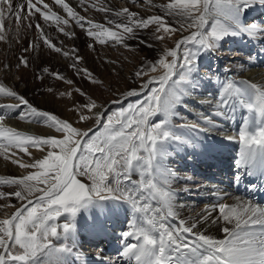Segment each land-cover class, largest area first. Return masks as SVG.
Returning <instances> with one entry per match:
<instances>
[{"label":"snow or ice","instance_id":"1","mask_svg":"<svg viewBox=\"0 0 264 264\" xmlns=\"http://www.w3.org/2000/svg\"><path fill=\"white\" fill-rule=\"evenodd\" d=\"M79 2L83 8L86 0ZM144 2L152 4V0ZM54 3L67 18L53 11L45 0H0V41L8 42L13 23L19 36L26 21L27 28H35L37 41L68 57L70 53L54 43L43 25L54 26L58 33L72 38L75 33L66 30L71 20L90 39L125 48L130 47L127 40L138 39L137 30L155 25L153 38L174 40V47H165L158 58L142 63L133 73L139 88L121 93L125 98L141 95L143 98L126 107L121 104L110 114L106 115L104 106L83 90L75 89L80 96L87 97V102L71 110L78 114L80 122L95 121V128L74 127L0 83V95L18 101L0 104V156L9 160L11 149L29 157L30 148L46 152L31 163L11 159L12 164L35 171L20 177H0V185L16 188L8 193L0 191V199L15 197L21 202L19 207L0 205V208L15 207L11 215L0 219V264H66L64 257L72 251L67 241L74 235L77 213L92 206L102 211L101 202L105 200L123 201L131 208L130 230L121 234L122 256L135 264H264V207L240 197L233 204L217 203L212 210L219 211L224 237L207 235L198 230V224L208 217L202 216L191 224L179 218L175 210L177 193L171 187L176 177L166 164L169 142L186 143L188 139L185 134L177 133V127L187 132L200 131L201 120L210 128L217 127L203 113L195 121L174 124L179 117L177 109L187 107L184 97L193 91L192 74L198 53L217 50L221 40L231 35L264 39V27L246 24L242 18L252 0H168L166 4L153 5L165 16L173 17L179 27L160 15L142 18L128 8L113 11L92 4L97 11L112 12L126 21L106 17V25L112 26L108 27L80 15L66 0H54ZM181 30L188 34L176 38ZM139 42L152 47L147 41ZM190 45H195V50ZM32 47L39 44L30 42L29 48ZM71 51L75 54L78 49ZM81 60L82 57L74 55L72 67L77 75L83 74L92 84L102 83L87 68L77 67ZM21 65L28 67L24 56L19 57L17 67ZM43 72L49 73V69L44 68ZM50 74L64 79L59 72ZM237 105L249 113L243 117L237 133L241 144L237 166L245 174L264 176V87L228 78L221 83L213 114L227 115L228 111L235 112ZM3 109H21L18 119L54 128L61 136L29 135L8 127L4 123L8 113ZM240 178L237 174L234 179L238 182ZM65 214V222L57 223ZM61 240L64 243L59 245L53 242Z\"/></svg>","mask_w":264,"mask_h":264},{"label":"bare ground","instance_id":"2","mask_svg":"<svg viewBox=\"0 0 264 264\" xmlns=\"http://www.w3.org/2000/svg\"><path fill=\"white\" fill-rule=\"evenodd\" d=\"M90 1L97 7H105L113 11L128 8L132 12L138 13L139 9L142 8L141 12L144 14L147 13L144 12L147 11L145 9L146 6L150 9L154 7L153 5L163 4L162 0H152L151 5L145 3L144 0H135V2H133V0ZM17 2H19V0H17ZM45 2L49 3L53 11L67 18L63 9L56 5L54 0H45ZM66 2L69 3L71 7L74 5L76 9L82 8L79 0H66ZM130 2H133V5H130ZM155 8L158 12L164 13L159 7ZM244 11L247 13V16L243 18L244 21L247 18L250 19L246 24L264 27V2H261V0H252L251 6ZM97 13L98 14H93L92 12V21L99 24L106 25V17L113 20L120 19L121 22H126L122 18H117L112 12L97 11ZM84 14H86V11ZM83 16L88 17L87 15ZM139 16L142 17L141 15ZM37 20H39L38 16ZM39 22L43 25V21ZM169 22L175 24L176 20L170 17ZM26 24L27 22L25 21L21 25L19 36H17L15 24L13 23L11 25L12 31L9 33L8 42L5 43L0 41V83L14 89L20 95L25 96V98L37 108L50 113L63 115L67 119L70 118L67 112H65V107L61 105V102L59 103V101H57L58 99L54 94L45 93L44 88L45 86L47 87L49 81L48 77L51 76L50 73L64 71L70 77H77L74 75V72L70 70L74 63V55L82 57V63L85 65L84 68H90L97 79L102 82L101 85L97 84L96 86L84 82L85 80L80 81L78 85L79 88L83 90L87 96L95 99L98 105H103V111H107L112 101L125 98L121 93L129 89L139 88V81L136 80V84H131V82L135 81L134 79L136 78L133 73L142 63L153 59L158 55L161 49L165 47H174V40L171 39L162 41L161 44H163V47L161 49L149 42L148 43L151 44L152 47H147L145 44L139 42L140 40H144L146 36L144 34H139L138 31V34L136 33L138 39L126 41L130 46L129 48L126 49L121 45L122 47H116L117 49L114 48L116 50L114 52L107 49H96L93 43L94 41L92 40L93 42H91L94 48L91 51L95 54H91L88 50L84 51V45L82 44L85 38L88 40L90 38L81 28L77 27L78 29H75L74 21H70V26L66 29L69 32L75 33V36L72 38L58 33L54 26L43 25L45 32L53 37L54 43L62 47L63 51L72 52L71 50L73 47L78 49V52L73 54V58L70 53L69 57H71L72 60H64L61 54L57 55L53 53L43 45L42 41H37L36 38L38 34L35 28L29 29L26 27ZM106 26L112 27L111 25ZM182 31L176 33V38L186 35V33ZM30 42L39 44V47L29 48ZM61 42L63 43L61 44ZM225 42L226 45L219 51L220 53L217 57H213L210 62L206 60L207 63L204 62L205 66H202L203 70H199L192 74L193 82L196 85L193 86V91L195 92V90H197L200 91V93H196L197 96L193 98L195 94L192 91L193 94L188 96L191 100L188 97L184 98L186 104L192 106L195 105V103H199L197 105H200V103L207 102L213 105L218 99L217 92H219L222 82L226 81L228 78L237 81L246 80L243 75V71L246 67L243 66L244 64L246 65V63H248L249 66H251L252 63H260L264 65V39H250L246 35H231L227 37ZM142 46H144L145 49ZM26 48H28V51H25ZM138 48L144 49L143 52L146 53L142 55V53L136 52ZM226 48L227 50L234 49V52L232 54H225L224 49ZM122 49H126V53H123L125 56H122V63L119 65L118 55L122 53ZM21 56L27 58V68L22 65L19 68L17 67L19 57ZM126 61L129 63H126ZM222 61H224V63L226 62V66L221 67ZM212 64L213 66L211 68L210 65ZM5 65L8 67H5ZM253 67L255 68L251 71V75L249 74L250 79L248 80L255 81L257 85L264 87V71L256 69V67H260L261 69H264V67ZM44 68H48L49 73H44ZM202 79L206 80L205 83H202L204 87L198 83ZM208 86H211L210 93L212 90L214 91V94L211 95L212 99L206 97V100H200L199 95L202 96L205 92L203 89H206ZM186 108H188V105ZM242 109L239 107V112H237L239 114L237 115L243 116V114L245 115L246 113L248 116L249 113L247 110L244 108ZM6 111L8 112L9 110L6 109ZM16 113H18V111H16ZM210 114V119L213 124H217L216 128H211L215 130L214 133L207 132V135H203L200 131L187 132V129L177 127V133L185 134L188 139L186 143H177L176 141L169 142L166 164L169 169L175 173L176 177L172 181L171 187L177 193L175 210L179 218L191 224L197 220H201L202 216L208 217L207 220H201L198 224V230L216 238H223L224 234L220 231L223 226V221L220 220L218 209H212L217 203H236L237 197L230 195L227 184L230 179L236 182L234 178L237 174L241 177L239 181L247 179L244 169H239L237 166V160L240 158L241 144L238 135H235L236 132H238L239 124H236L234 121H238V119L241 120V117H237L236 115L231 120L232 122L228 118V120L225 121L228 122L224 126L223 124L219 126L218 122L222 121V116ZM197 117L194 114L187 117V119L178 117L175 119L174 124L178 126L182 122L189 123L195 121ZM22 122L23 121L17 118L15 119L14 125ZM4 123H6V121ZM38 126L39 125H37L35 130L38 134L42 135L43 130ZM207 126L210 127L201 120L200 129ZM229 132H232L236 138L231 137ZM221 136H225L227 139ZM8 155L10 156L9 160H5L3 156H0V173L8 177H20L23 174V169L16 164H12L11 159L21 160V155L16 154L12 156V151H9ZM27 160L28 159H25L24 162H27ZM260 178L263 180L264 176L261 175ZM15 190L3 192L8 193ZM213 193H215V195H213ZM13 198L14 197H9L7 202L1 201L0 199V205H13L11 201ZM122 202L105 200L101 203L102 211L100 208L96 207L93 214L91 213L89 215L87 211L80 213V217L75 222L74 235L67 241L72 251L64 257L66 264H135L134 260L122 256L124 244L121 234L126 230H130L129 221L132 218L131 214H129V217L124 218L126 214L129 212L131 213V208L127 203L122 207ZM13 211H15V207L0 208V219H3L5 215H11ZM125 212L126 214L123 216ZM213 220H219V223H213ZM84 241L85 246L83 245L82 247L80 243ZM105 246L106 248H104ZM102 252L105 253V256ZM119 252L122 260L120 257H115Z\"/></svg>","mask_w":264,"mask_h":264},{"label":"rangeland","instance_id":"3","mask_svg":"<svg viewBox=\"0 0 264 264\" xmlns=\"http://www.w3.org/2000/svg\"><path fill=\"white\" fill-rule=\"evenodd\" d=\"M163 1V4H166V3H168V0H162ZM89 3V4H88ZM91 4H94V3H91V1L90 0H86V3H85V5L86 6H84L83 8H80V9H76V7L73 5V8L79 13V14H82V15H87L88 17V19H90V20H92L93 19V14H98L97 13V11H96V9L94 8L93 9V7H91V6H89V5H91ZM133 5V2H130V5ZM89 6V7H88ZM86 7H88L87 8V11H86V14H84V12H85V10H84V8H86ZM91 7V8H90ZM83 9V10H82ZM91 9V10H90ZM141 9L142 8H140L139 9V12H138V14L139 15H141L143 18H147L148 16H151V15H160V16H162V17H165V19L167 20V22L169 23V24H171V25H173V26H176V27H179V25L177 24V23H175V24H173L172 22H169L170 21V17L171 16H165V13H160V12H158L157 11V9L155 8V7H151L150 9H149V7L148 6H146L145 7V9L147 10V11H144V12H147V13H143V12H141ZM84 11V12H83ZM96 11V12H95ZM81 12V13H80ZM83 12V13H82ZM92 12H93V14H92ZM91 14V15H90ZM247 13H246V11H244L243 12V14H242V17H246L247 15H246ZM90 15V16H89ZM250 19H245V21H244V19H243V21L245 22V23H247L248 21H249ZM71 21V20H70ZM78 26L75 24V29H78L77 28ZM80 28V27H79ZM139 31V32H138ZM155 31V25H152V26H150L148 29H144V30H137V32L139 33V34H144L145 36H146V38L144 39V41L146 40L147 42H149V43H151V44H153V45H155V46H157V47H159L160 49L163 47V44H161L162 43V41H156L154 38H153V32ZM182 31V30H181ZM182 32H184V33H186V35L188 34V32H186V31H182ZM137 33V34H138ZM228 37V36H227ZM227 37H225L224 39V41H223V43H222V49H223V46H225L226 45V39H227ZM93 39H84L83 40V45H84V51L85 50H88V52L89 53H91V54H95L93 51H91L93 48H94V46L92 47V48H90L89 47V44H92L93 45V43L95 44V48L96 49H100V50H105V49H107V50H112L111 52H114V51H116L115 49H117L118 47H122L121 45H118V44H115L114 45V43H111V42H109V43H105V44H100V43H98V42H96L95 40H93ZM93 43H92V42ZM91 42V43H90ZM109 44H113V45H109ZM107 45H109V46H107ZM117 47V48H116ZM143 48H144V46H142ZM190 47L193 49V50H195V48H196V46L195 45H190ZM73 48H75V47H73ZM115 48V49H114ZM141 48V47H140ZM140 48H138L137 50H136V52H138V53H142V55L143 54H145L146 52H143V50L145 49H140ZM75 49H77V48H75ZM127 49V48H126ZM126 49L125 50H123L122 49V53L120 54V55H118V62H119V65H120V63H122L121 62V58H122V56L124 57L125 55V53H126ZM90 50V51H89ZM52 51V50H51ZM163 51V49H161V51L158 53V55L157 56H155L153 59H150L149 61H151V60H154V59H156V58H158L159 57V55L161 54V52ZM224 51H225V49H224ZM53 52V51H52ZM53 53H56V52H53ZM69 53H71V57L73 56V53L72 52H69ZM124 53V54H123ZM182 53H183V49H181V56H182ZM220 53V52H219ZM262 53H263V50H262ZM57 55H59V54H61V57L64 59V60H66V59H71V57H65L62 53H56ZM213 54L214 55H209L208 56V52H200V53H198V55H197V57L195 58V60H194V64H195V68L196 69H194V71H193V73H195V72H198L199 70L200 71H202L203 69V67L202 66H205V63H207V61H211L212 60V58L213 57H217L218 55V49L217 50H215V51H213ZM263 55H264V53H263ZM119 56H120V58H119ZM208 56V58H206L205 60H204V62H203V64H201V65H197L198 63H201V61L205 58V57H207ZM73 58V57H72ZM229 58H230V56H229ZM83 59V58H82ZM94 59H96V58H94ZM72 60V59H71ZM207 60V61H206ZM83 61L81 60L80 62H79V64L77 65V67L78 68H84V66L85 65H83V63H82ZM224 62V61H223ZM126 63H129L128 61H126ZM81 65V66H80ZM83 65V66H82ZM222 65H224L223 63H222ZM201 66V67H200ZM212 66H213V64L212 65H210V67L212 68ZM244 67H245V70L243 71V75L245 76V79L246 80H248V79H250V76H249V74L251 75V71L255 68V67H253V66H263L264 67V65H261L260 63L258 64V63H252L251 64V66H249V64L248 63H246V65L244 64L243 65ZM201 69H200V68ZM253 67V68H252ZM85 68H87L91 73H93L91 70H90V68H88V67H85ZM198 68V69H197ZM73 69V70H72ZM256 69H260V70H262V71H264V69L262 68H260V67H256ZM70 70L72 71V72H74V75H76L77 77L76 78H73V77H70V76H68V74L67 73H65L64 71H61V72H59L60 73V75L64 78V79H56L53 75H51V76H49L48 78H49V81H48V83H47V87L45 86V88H44V92L46 93H48V94H54L55 95V97L58 99L57 101H59V103L61 102L62 104L61 105H63V107H65V112H67V114H68V117L70 118V119H67L66 117H64L63 115H60V114H55L57 117H59L60 119H64V120H67V121H69L70 123H72V125L74 126V127H77V128H80V129H86V128H89V127H92V128H95V121H85V122H80L79 121V118H78V114L76 113V112H74V111H72L71 109H73L74 108V106L75 105H78V104H82V103H86L87 102V97H84V98H82V96H81V98H80V95H79V93L78 92H76L75 91V89H77V88H79V83H80V81H84V82H88L89 84H91V85H93L87 78H84V76H83V74H81V75H77V72H76V69L75 68H73L72 66H71V68H70ZM100 70L102 71V69L100 68ZM67 75V76H66ZM79 77V78H78ZM93 77L95 78V79H97V77L94 75V73H93ZM66 80H71V81H73V83L71 84V85H69V84H67L65 81ZM135 81H133V82H131V84H136L137 82H136V80L137 79H134ZM203 80V79H202ZM202 80H200L198 83L200 84V82H202ZM101 81V80H100ZM138 81V80H137ZM204 82H202V83H205L206 82V80H203ZM248 82L250 83V84H257V83H255V81H252V80H248ZM201 83V84H202ZM50 84V85H49ZM76 84V85H75ZM102 83H100V84H98V85H101ZM94 85H96L97 86V84H94ZM49 86V87H48ZM193 86H196L195 85V83L193 82ZM200 87V86H199ZM211 87V86H210ZM209 86L206 88V89H203V90H205V92L203 93V95L201 96V95H199V98H200V100H202V99H204V100H206L207 98L206 97H208L209 99H212V97H211V95L212 94H214V91L212 90V92L210 93L209 91L211 90V88H210ZM49 88H51L52 89V91L50 92V91H48V89ZM201 88V87H200ZM80 89V88H79ZM202 89V88H201ZM208 92H207V91ZM200 93V91H197V90H195V92L193 91V93L195 94L194 95V97L193 98H195V96H197L196 95V93ZM61 93H64V95L63 96H61L60 94ZM68 93H71V96H69L68 95ZM192 92L189 94V95H187V96H185L184 98H186V97H188V96H191V94H193ZM217 95L219 96V92H217ZM143 98V95H141L140 97H127V98H124V99H120V100H118V101H120L121 103H112L110 106H108V108H107V111H105V113H106V115L107 114H110L112 111H115V110H117L120 106H121V104L123 105V106H127V104L128 103H130V102H134L136 99H142ZM189 98V97H188ZM190 100H191V98H189ZM13 102V103H12ZM216 102H217V100H216ZM216 102H212L213 103V105H210L209 103H207V102H203V103H200V105H197V104H199V103H195V105H189V104H187L188 105V108H185V107H183V106H181L180 108H178L177 109V111L179 112V117H184L185 119H187V117H189V116H191L192 114H194L196 117L197 116H200L201 115V113H203L204 115H207L209 118L211 117V114L210 113H212L213 114V109H214V106H215V104H216ZM15 103H18V101H16L15 102V100L14 99H12V98H8V97H5V96H2V95H0V104H15ZM211 103V102H210ZM68 104V105H67ZM242 109V108H241ZM9 111L7 112L6 111V109H3L2 111L3 112H6V113H8V117H7V119L5 120L6 121V126H8V127H12V128H15L16 130H18V131H22V132H25V133H27V134H29V135H39V136H43V137H47V136H53V137H57V138H60V136H61V134L60 133H57L56 131H55V129L54 128H49V127H47L46 125H43V124H36V123H28V122H25V121H23L22 123H20V124H16V125H14L15 124V119H17L18 118V115H19V112L21 111V109H17L16 111H18V113H16V111H12V110H10V109H8ZM243 110V109H242ZM235 111H236V113L235 112H232V111H228V114L227 115H223L222 116V121H219L218 122V124L219 123H221V125L223 124V126L225 125V123L223 122V120L224 119H226V120H228V118L230 119V121L237 115V114H239V113H237V112H239V106L237 105V107H236V109H235ZM189 113V114H188ZM52 114H54V113H52ZM106 115H105V118H106ZM237 117H243V116H239V115H237ZM4 121V122H5ZM9 121V122H8ZM175 121V120H174ZM225 121V120H224ZM13 122V123H12ZM232 122V121H231ZM216 124V123H215ZM18 125V126H17ZM22 125H24V126H22ZM37 125H39L38 127H41V129L43 130V134L42 135H40V134H38L37 133V131L35 130L36 129V127H37ZM217 125V124H216ZM202 130H206V132H210V133H214L215 132V130H213V129H211L210 127H204V128H202ZM221 130V129H220ZM229 131V130H228ZM234 132V131H233ZM209 133V134H210ZM229 134L231 135V137H233V138H236V136L235 135H233L231 132H229ZM221 137H223V138H226L225 136H221ZM227 139V138H226ZM232 139V138H231ZM10 151H14L16 154H19V155H21V160L24 162V160L25 159H28L27 160V162L28 163H31L32 162V160H33V158H35V159H39V158H42L43 157V155H46V152H44V153H42V152H40V151H38L37 149H35V148H30L29 149V152L31 153V157H29V156H27V155H25V154H23V153H21V152H19V150L18 149H11ZM39 152V153H38ZM38 154V155H37ZM22 169V168H21ZM28 171H35V169H28V170H26L25 171V169H23V174L21 175V176H23V175H26L27 174V172ZM0 177H8L7 175H5V174H2V173H0ZM134 178H136V177H134ZM16 188H15V186H6V185H0V190H2V191H11V190H15ZM9 198V197H8ZM8 198L7 199H1V201H4V202H7V200H8ZM12 202H13V205L15 206V207H19L20 206V201H18L17 199H15V197L11 200ZM113 201V200H112ZM103 202V201H102ZM101 202V203H102ZM122 202V201H121ZM122 205V207H123V205L125 204V202H122L121 203ZM129 206V205H128ZM130 207V206H129ZM96 207L95 206H92V207H89V209L87 210V213L90 215L91 213L93 214L94 212V209H95ZM90 211V212H89ZM83 212H85V210H81L80 212H78L77 213V216H76V219H75V222H76V220H78V218L80 217V213H83ZM126 214V212L125 213H123V216ZM129 214H131L132 215V213H128V214H126L125 216H124V218H126V217H129ZM67 219V216H66V214L65 215H62L59 219H58V221H57V223H59V224H63L64 222H65V220ZM62 231V230H61ZM55 244H57V245H59V244H61V243H64V241L63 240H61V241H53ZM106 243V242H105ZM80 245L83 247V245L85 246V241L83 242V243H80ZM104 245V244H103ZM98 247V246H97ZM104 248H106V246L104 247ZM103 253V255L105 256V253L104 252H102ZM115 257H120V259L122 260V258H121V256H120V252L118 253V254H116L115 255ZM131 262V261H130Z\"/></svg>","mask_w":264,"mask_h":264}]
</instances>
